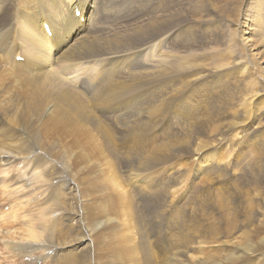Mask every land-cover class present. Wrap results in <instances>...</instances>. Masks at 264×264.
Returning <instances> with one entry per match:
<instances>
[{"label": "rangeland", "instance_id": "obj_1", "mask_svg": "<svg viewBox=\"0 0 264 264\" xmlns=\"http://www.w3.org/2000/svg\"><path fill=\"white\" fill-rule=\"evenodd\" d=\"M248 3L0 0V65L10 74L0 86V148L17 154L0 162V264H87L74 247L23 251L30 228L54 239L92 231L89 264H147L142 242L153 264H202L182 253L173 262L180 250L242 264L225 259L228 222L257 251L244 264H264V84L250 119L241 106L264 68L263 45L240 37ZM25 27L50 47L46 66L27 53ZM47 70L81 95L113 150L80 115L50 118L52 96L32 107L39 83L21 72ZM183 140L192 145L150 160L155 144Z\"/></svg>", "mask_w": 264, "mask_h": 264}, {"label": "bare ground", "instance_id": "obj_2", "mask_svg": "<svg viewBox=\"0 0 264 264\" xmlns=\"http://www.w3.org/2000/svg\"><path fill=\"white\" fill-rule=\"evenodd\" d=\"M246 6H247V9H246L247 14L248 13L249 14L247 15V17L245 16L246 17V21H244L243 24L246 25V29H248L249 32H247V30H244L241 33H244L245 35H242L240 37H241L242 41L244 42V44L247 47H249V48L251 47V49L254 46H257L258 43H259V45H263V47H264V0H252V3L245 4V8H246ZM239 20H240V18H239ZM27 22H28V19H25L23 21V24L25 25ZM238 24L240 25V21L238 22ZM30 33L33 36L27 42L31 43L33 46H28L26 48L27 49V53L29 55H31L32 58L35 59L38 62L37 63L38 67L46 66L48 64V62L50 61L51 57H52L51 49L46 43L43 42V40H42L43 37L42 36H39V34L35 33L34 31H30L26 27L24 28V31L22 32V37L24 39H26V36L29 35ZM99 39H101V38H99ZM93 41L96 42V43L97 42L99 43V41H101V40L97 41L96 39H94ZM39 42H41L40 46L38 45ZM68 46H69V44L67 45V47ZM97 47H99V46H97ZM72 48H73V46L70 47V49H72ZM254 49H256V48H254ZM84 53H85V51H82L80 54H84ZM257 55L258 54L251 52L249 54V57L253 60L254 57L257 56ZM263 69L264 68H260L259 64H258V66L255 69V71L259 73L258 76L261 78V79L259 78L260 80L257 77H251V81L250 82L257 81L255 83V85H254L255 89L252 91V93H254L255 95L245 98V100H244L245 102L244 103H242L240 101V103H242L241 106L244 109H247L246 105L248 103V111H246V115L247 116L244 115L245 119H250V116L252 114V110L255 108L254 106H251L252 102H253V99L256 98V97H260V95L257 94L258 91H256V90H258L259 82L264 84V71H263ZM0 73H1L0 74V86L3 85V87H4L5 84H8L7 80H8V77H10V74H8L9 72L7 71V69H4L1 65H0ZM21 73H26L25 75L27 76V80L29 82L37 81L39 83V87H37L36 91L33 92L32 94H28L29 102H30V104L32 105L33 108L35 106L36 101L39 102L38 99H37L38 96L39 97H46L47 95L52 96L53 98L56 99V104L53 105V106H50V113H49V117L50 118L56 119V118H60V117H64V118L67 117L69 119V121H70V119H74L75 118L74 114L80 115L86 121L90 122L91 124H93L98 129V131L102 135L103 139L105 140L106 144L109 147H111L112 150H113L114 143H113V139L110 136V133L105 129V127L100 126V123H98V121L95 118V116L91 113V111L89 110L86 102L81 97V95L78 92L70 89L60 78H58L56 76V74H55V72L53 70H47L45 72L23 71ZM145 76H148V75H145ZM251 85H252V83H251ZM46 90H48L47 93H45ZM57 90L60 91L59 94L56 93ZM263 94L264 93H262V95H261V99H260L261 102L264 100V95ZM51 102H50V104H51ZM54 119H51V122H54ZM56 120L58 121V119H56ZM238 120L239 119H236L235 121H238ZM232 122L233 121H231V123ZM70 123H71V121H70ZM72 124L74 125L73 122H72ZM225 127H227V126H225ZM225 129H227V128H225ZM228 129H230V128H228ZM218 134H219V132H218ZM193 143H194V141H193ZM1 144H0V147L3 146V144L2 145ZM183 144H186V146H191L192 145V141L191 140H183V141H176V142H171V143H169V142L160 143L159 142L158 144H155L154 146H152L149 149V154L148 155L151 156V159H150L151 161L165 159L166 157H164V153H165V155L166 154L170 155L171 152H175V151L177 153H179L180 148L182 147ZM8 147H10V146H8ZM11 147H13V146L11 145ZM4 149L0 148V162H4L3 161L4 157L8 158L9 155H11V154L13 155V153L15 152L14 151V152L11 153V151H13V150H11V151H8L11 154H8V152H6ZM6 149H8V148H6ZM139 150H141V149H139ZM22 153L23 152H21L20 154H22ZM14 155H13V157L12 156H10V157H12V158L15 157L16 158L17 154L15 156ZM141 155L142 154H140V156ZM21 156L22 155H20L19 157H21ZM19 157H18V159H19ZM86 157H84V158H86ZM142 157H144V156H142ZM146 157H147L146 161H148L147 160L148 156H146ZM21 158H23V157H21ZM24 158H26V157H24ZM24 158H23V160H24ZM168 158H169V156H168ZM81 159H83V158H81ZM85 160H84V162H85ZM142 160H143V158H142ZM144 160H145V158H144ZM86 162H88V161H86ZM84 166H85V164H84ZM35 171H36V168H35ZM39 174H41V173H38L37 175L39 176ZM110 178H112V177H110V176L106 177V181L108 180V182H109ZM206 180L209 181V179H206ZM110 182H111V180H110ZM111 184H112V182H111ZM121 202H122V206L126 209V211H130V212L132 211L131 203L124 196L121 197ZM248 205H250V203ZM248 221H249V219H248V217H246V220L243 223V227H246L247 224L250 225V223ZM253 227L256 228L257 226H253ZM259 229H261V228L259 227ZM239 231L240 230L237 229L236 225L233 227L231 225V222L227 223L226 234L224 235V237L227 239V242H225V243L230 244L229 247L231 249H230L229 253L226 254V258L225 259H226V261H234V262L240 261V262H242V264H244L245 261H246V255L256 254L257 251L254 250L253 244L248 242V240L247 241L239 240L240 237L238 235H236V234L239 233ZM29 232H30V237L33 240H31L30 243L25 242L27 244H24L23 246H21L23 251L34 252V251H36L38 249H43V250L49 252V249H51V250H53V252L54 251L57 252L59 249L61 250L63 248H72V247H74L75 250L80 252L79 254L83 257V259L85 260V262L87 264H89V258L92 255L91 254V252L93 250V244H92L93 242L92 241L95 240V242H97L96 241L97 239H95L93 237L92 231H90V230H86V231L78 230V231H76L78 233V234H76V236H71V237H68V238H65V239H62V238L54 239L51 235L44 236L43 233H38L32 228H30ZM263 240H264V238L260 239V241H262V242H263ZM262 242H260V243H262ZM177 245L178 244H176L175 247H179L180 246V245L179 246H177ZM141 247H142V252L144 254V258H146V263L147 264H153L155 262V258L153 256V253H152L151 249L149 248V246L145 242H142L141 243ZM182 251L183 250L177 251V253L174 254L176 258L174 257V259H172L173 262L178 259L177 258L178 256H181V253L182 254H186L188 257H193V258L199 260L202 264H214V262H215V260L213 258H206L204 256L188 254L187 250H185L183 252ZM120 255H122V254H120ZM90 260L92 262V257L90 258ZM72 262L73 263L74 262H78V259H73ZM222 263H224V262L221 261L220 264H222ZM252 264H261V262H260V260L256 259V261H254Z\"/></svg>", "mask_w": 264, "mask_h": 264}]
</instances>
